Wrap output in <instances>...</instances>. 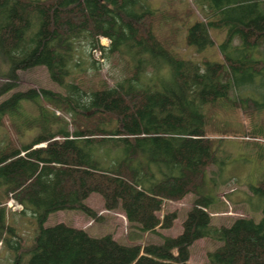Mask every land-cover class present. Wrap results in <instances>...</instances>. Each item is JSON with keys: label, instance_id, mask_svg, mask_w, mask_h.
Masks as SVG:
<instances>
[{"label": "trees", "instance_id": "1", "mask_svg": "<svg viewBox=\"0 0 264 264\" xmlns=\"http://www.w3.org/2000/svg\"><path fill=\"white\" fill-rule=\"evenodd\" d=\"M196 1L208 12L188 26L186 43L203 50L214 43L209 29L224 31L222 63L180 59L155 33L157 12L147 0H0V97L17 86L19 71L36 66L66 90H16L0 101V126L9 119L18 124L15 133L37 129L27 142L11 136L0 145V239L16 235L7 222L10 198L37 222L31 244L16 245L12 264H23L27 253L26 264H187L189 247L201 238L215 244L206 253L208 264H264V178L250 186L260 202L250 206L261 212L258 221L211 223L208 209L218 197L206 185L207 167L217 162L218 146L206 134L203 110L223 103L244 113L264 109V0ZM79 40L89 43L91 55L96 49L103 58L128 56L130 74L86 94L68 80ZM24 102L35 104L37 114L24 115ZM260 126L252 125L253 138ZM189 192L194 199L182 231L160 243H120L64 223L43 225L65 209L94 217L85 200L98 193L132 228L154 232L170 228L176 217L156 215L163 200Z\"/></svg>", "mask_w": 264, "mask_h": 264}, {"label": "rangeland", "instance_id": "2", "mask_svg": "<svg viewBox=\"0 0 264 264\" xmlns=\"http://www.w3.org/2000/svg\"><path fill=\"white\" fill-rule=\"evenodd\" d=\"M150 6L156 10L153 20L155 33L169 44L170 49L180 58L202 62H223L219 53V45L225 37V32L209 29L213 44L203 50L194 45L186 43V31L189 25L197 20H203L208 12V5L196 0H147ZM100 44L108 46L109 40L99 38ZM89 43L86 40L76 42L74 54V66L69 81L80 83V86L89 94L93 89L100 86H115L128 74L133 66L132 61L126 55L113 54L101 57V54L89 52ZM98 51V50H97ZM136 59V58H135ZM162 64H159L161 67ZM152 67L148 66L146 72L152 73ZM163 78H169L168 67L161 69ZM17 86L0 97V101L7 98L16 90L28 88H48L65 93L66 90L53 82L44 66H36L31 69L18 72ZM74 78V79H73ZM2 78L0 77V82ZM264 91V90H263ZM262 91V92H263ZM252 92V90H251ZM233 94L231 91L230 95ZM88 96V95H87ZM221 103V100L218 101ZM207 114L205 125L206 134L212 138L214 145L218 146L217 162L207 167L208 178L215 177L225 182H213L207 178V187L213 189L218 202L208 209L210 211L211 223L214 225H230L237 217H252L258 221L261 212L250 207L260 204L256 195L250 191V186L258 185L264 178V137L262 135L264 125V109L254 113H244L241 108L233 107L226 103L211 108L209 105L203 107ZM24 115H36L38 110L35 104L24 102L21 107ZM59 114V112H56ZM68 120L69 115L60 114ZM15 123V122H14ZM12 126L8 119L0 126V145L6 143L9 137L19 138L20 142L29 141L37 132V129L21 130L15 133L17 128ZM252 125L260 126L258 138L253 132ZM71 128V127H70ZM23 133V134H20ZM255 139V140H254ZM35 146H42L38 144ZM259 146V147H258ZM214 171V172H213ZM217 172V176L215 173ZM213 172V173H212ZM250 194V195H249ZM232 198V199H230ZM194 196L187 193L180 199L163 200L160 210L156 212L159 218L168 212H175L176 217L170 228L158 227L154 232H140L128 223L122 210H108L104 206L103 198L98 193H91L85 203L94 211L95 216H89L78 209L59 210L49 214L44 226H52L56 223H64L68 226L84 229L92 237H100L111 234L120 243H160L162 236H176L182 231V222L186 211L192 206ZM7 211V222L14 228L16 235L5 233L4 240L0 239V264H12L16 256V245L22 248L28 247L36 233L37 222L30 212H20L21 205L10 198L5 203ZM8 243H6V239ZM215 244L208 239L196 240L189 247V258L187 264H208L207 251L212 250ZM30 254L23 255V264H26Z\"/></svg>", "mask_w": 264, "mask_h": 264}, {"label": "built area", "instance_id": "3", "mask_svg": "<svg viewBox=\"0 0 264 264\" xmlns=\"http://www.w3.org/2000/svg\"><path fill=\"white\" fill-rule=\"evenodd\" d=\"M93 52H97V54H100V51H97L96 49H95V50H93Z\"/></svg>", "mask_w": 264, "mask_h": 264}]
</instances>
